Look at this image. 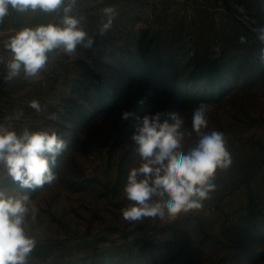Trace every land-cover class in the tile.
Returning <instances> with one entry per match:
<instances>
[{
  "label": "rangeland",
  "instance_id": "obj_1",
  "mask_svg": "<svg viewBox=\"0 0 264 264\" xmlns=\"http://www.w3.org/2000/svg\"><path fill=\"white\" fill-rule=\"evenodd\" d=\"M106 7H114L119 15L112 28L100 36ZM72 14L82 18L81 27L94 40L92 48L78 46L77 53L71 56L54 50L48 54L49 61L39 77L25 78L22 72L10 82L3 79L10 59L5 41L22 28L58 23L63 11L62 7L53 12L12 11L0 23V124L18 135L25 127L30 131H55L68 144L64 176L58 175L51 185L35 190L21 188L0 165V189L9 195L27 194L39 209L35 221H28L36 246L29 253L27 264H80L84 259L81 257L87 255L94 257V263L105 258L107 263L108 255L116 253L121 244L137 241L141 245L149 239L165 243L169 238L175 239L172 249L182 248L176 259L181 264H232L228 260L231 254L224 259L222 252L218 254L221 245L213 236L223 235L229 227L224 215L247 205L251 198L259 202L264 197V126L250 138L240 159L230 153L233 163L230 168L217 171V190L203 208L181 214L174 221L123 219L120 209L134 202L124 197L122 187L133 166L131 160L136 159L133 152L128 166L124 154L126 149L137 146H118L107 141L108 118L98 117L90 125L91 133L79 143L72 142L81 138L87 126H79V115L86 111L85 101L90 97L87 93L97 87L106 90L105 86L117 77L115 67L123 69L120 58L131 48L140 49L143 59L154 58L150 51L158 48L160 56L169 48L181 52L182 70L186 64L183 60L196 53L205 59L220 55L229 58L243 51L259 56L262 45L253 29L264 26V12L259 10L258 0H76ZM241 36L245 43L240 42ZM33 100L40 103V112L30 107ZM86 107L90 112L96 109L89 104ZM21 111L23 115L15 118ZM197 140L193 133L188 145L194 146ZM64 160L63 153L57 157L55 173L58 174ZM240 169L242 175L248 169L259 173L256 191L247 186L238 188L242 178L235 172ZM234 173L236 178L222 181ZM222 189L231 193L220 202ZM229 232L230 228L226 233ZM254 242L256 250L263 246L259 238ZM253 259L239 264H253Z\"/></svg>",
  "mask_w": 264,
  "mask_h": 264
},
{
  "label": "clouds",
  "instance_id": "obj_2",
  "mask_svg": "<svg viewBox=\"0 0 264 264\" xmlns=\"http://www.w3.org/2000/svg\"><path fill=\"white\" fill-rule=\"evenodd\" d=\"M75 4L76 0H0V23L12 11L53 12L61 7L63 11L58 23L22 28L5 41L4 47L10 53L5 81H12L22 72L25 78L39 77L49 61L48 54L54 50L71 56L77 53L78 46L92 48L94 40L81 27L82 18L72 14ZM103 13L106 19L100 36L112 28L119 15L114 7L104 8ZM253 31L262 45L259 59L264 63V26ZM240 42L245 43V37L241 36ZM30 107L37 112L42 110L36 100L30 102ZM209 111L210 105L205 102L193 109L190 131L176 111L147 112L135 117V130L129 139L137 146L136 159L122 187L124 197L134 203L120 209L125 221H174L181 214L202 209L204 202L212 198L217 190V171L230 168L233 160L226 134L215 129L207 131ZM22 115V111L18 112L15 118ZM134 116L133 112L123 111L121 120ZM193 133L198 140L186 148V137L191 138ZM66 150L67 142L55 131H30L25 127L18 135L0 124V165L21 188L35 190L57 181L58 174L53 169L57 157ZM38 212L27 194L9 195L0 189V264H27L29 253L36 246L28 221H35Z\"/></svg>",
  "mask_w": 264,
  "mask_h": 264
},
{
  "label": "trees",
  "instance_id": "obj_3",
  "mask_svg": "<svg viewBox=\"0 0 264 264\" xmlns=\"http://www.w3.org/2000/svg\"><path fill=\"white\" fill-rule=\"evenodd\" d=\"M258 8L264 12V0H258ZM160 49L150 51V55L154 57L152 59L141 58L140 49L135 51L134 48L122 55L120 62L123 69L115 67L118 70L117 77L105 86L106 90L102 91L97 87L87 93L90 97L85 101L86 111L79 115L81 129L84 125L87 126L81 138L72 143H79L84 135L91 133L90 125L98 117L109 119L106 131L108 134L105 137L118 146L132 143L129 137L135 130V117H142L147 112H179L185 120V129L191 130L192 111L200 102H205L210 105L207 131L215 129L224 132L228 138L229 152L234 154L236 160L240 159L243 156L242 149L247 147L255 132L264 126V63H261L259 56L243 51L231 54L229 58L220 55L205 59L196 56L199 54L196 53L183 60L186 64L182 70L179 60L184 57L181 52L169 48L160 56ZM138 88L142 92L136 93ZM87 104L96 109L90 112ZM123 111L133 112L135 116L122 120L124 124L121 125L119 118ZM189 142L190 138L186 137L185 147H190ZM132 148L126 149L124 154L128 166L134 161L132 159L129 162L134 152ZM63 159L66 160L58 170L61 178L68 163L66 152L63 153ZM235 173L242 178L238 188L244 189L247 186V189L256 191V182L261 177L258 172L248 169L242 175L240 169ZM235 173L232 177L222 178V181L236 178ZM221 192L223 195L218 198L220 202L231 190L222 189ZM224 216L230 232L226 233V230L223 235L213 236V240L221 245L218 254L223 253L222 259L231 254L228 260L232 264L243 263L247 258H254L253 264L264 263V197L259 202L251 198L247 205ZM210 230L215 232L214 229ZM255 238H259L263 244L257 250ZM161 241L149 239L148 242H141V245L137 241L121 244L116 253L108 255L110 259L107 263L106 258L94 263V257L87 255L81 257L84 259L80 264H181L176 259L182 248L178 249L180 251L171 248L175 239L169 238L165 243ZM251 255L256 256L252 258Z\"/></svg>",
  "mask_w": 264,
  "mask_h": 264
}]
</instances>
